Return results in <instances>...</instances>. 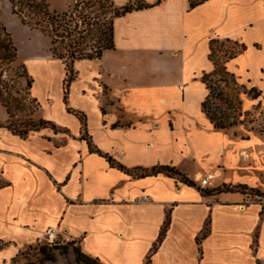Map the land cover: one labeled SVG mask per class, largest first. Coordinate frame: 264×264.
<instances>
[{
	"label": "crops",
	"instance_id": "1",
	"mask_svg": "<svg viewBox=\"0 0 264 264\" xmlns=\"http://www.w3.org/2000/svg\"><path fill=\"white\" fill-rule=\"evenodd\" d=\"M194 1L162 0L116 20L115 48L89 78L104 82L92 84L109 89L131 124L101 109L91 83L69 87L90 108H78L71 94L96 125L93 151L84 139L55 147L44 131L23 139L0 127V264H13L50 228L105 264H264V207L241 192L211 193L224 185L264 192V135L236 138L216 129L203 109L209 91L202 80L214 71L211 40L232 39L246 50L227 70L262 96L264 65L256 58L264 41L255 33L264 32V0ZM210 9L214 22L194 17ZM261 96L241 97L243 110L262 105ZM47 121L74 135L81 130L78 119ZM158 166L176 167L197 186L165 173L142 175Z\"/></svg>",
	"mask_w": 264,
	"mask_h": 264
},
{
	"label": "trees",
	"instance_id": "2",
	"mask_svg": "<svg viewBox=\"0 0 264 264\" xmlns=\"http://www.w3.org/2000/svg\"><path fill=\"white\" fill-rule=\"evenodd\" d=\"M137 1L132 0L127 5L119 7L116 5L115 0H76L74 8L70 12L56 14L49 10L46 0H10L13 14L18 16L24 25L41 31L51 39V53L55 58L64 61L66 64L71 73L69 82L72 81L74 66L78 61H101L105 51L115 48L114 25L117 19L133 11L153 7L160 4L162 0H157L154 5L146 6L141 5ZM192 6L195 5L193 4ZM27 12H29V15ZM220 40L213 39L210 43L211 52L209 57L214 65V71L210 74H205L202 78L209 91L203 103V109L216 129L227 130L237 125V121H230L233 113H228V110L233 111L235 108L236 111L237 109L240 110L238 114L240 117L243 115V112H241V92H238L235 96H230L226 93V89L230 88L231 84L238 89L241 87L235 76L227 70L226 64L228 61L242 54L246 50V46L238 41L225 39V42L237 46V49L226 53L223 59L224 61L221 62L220 58L217 57V53L220 50L215 47V44L219 43ZM222 45L224 44L222 43ZM17 58L18 50L12 35L0 21V102L11 119L7 126H3L0 122V127L8 128L14 135L23 139H26L32 132H38L47 128H52L57 132V126L51 121L44 119L35 121L30 119L24 122L16 118V112H25L28 110L33 114L39 106L36 99L30 98L34 79L29 75L25 65L23 66V75H17L18 78L23 77L27 80L24 95L21 96L22 89L20 83H15L17 78L12 77L9 81L3 79L4 72L12 64L16 63ZM217 76H221L223 79L213 80ZM227 77L233 78L234 83H229L226 79ZM221 84H224L225 87H222ZM17 86L18 89L14 93L13 90ZM244 94L250 95L253 99H258L261 96V92L255 88L251 89L250 92H244ZM28 99H30L29 103H27ZM82 124L83 127H86V121L84 119L82 120ZM87 141L93 151L91 138ZM98 153L100 152L98 151ZM120 167L123 168L122 166ZM159 173H165L189 186H197L189 176L182 173L176 167L158 166L151 170H144L142 175H156ZM203 192L206 193V191ZM220 192H241L243 194H255L256 196L264 197V192L241 185H224L211 191V193ZM168 226L169 218L163 227L160 240L165 236ZM72 246L77 264H105L100 259L85 254L75 244L60 247H51L48 245L31 246L30 250L34 249L38 251L35 259H29V253L23 252L14 259L13 264H47L54 262L57 251H60L62 254H67Z\"/></svg>",
	"mask_w": 264,
	"mask_h": 264
},
{
	"label": "rangeland",
	"instance_id": "3",
	"mask_svg": "<svg viewBox=\"0 0 264 264\" xmlns=\"http://www.w3.org/2000/svg\"><path fill=\"white\" fill-rule=\"evenodd\" d=\"M118 1L121 2V0ZM46 2L51 12L56 14H64L70 12L72 8H74L76 0H46ZM137 2L144 6L150 5L144 0H138ZM156 2L157 0L155 3ZM210 10L211 11H203L202 14H197L194 17H197V20L199 19L203 22H214L216 20L217 14L214 16L212 9ZM27 13L29 15V12ZM243 20L244 22L246 21L245 19H241L239 22L242 23ZM0 21L12 35L13 41L18 50V58L16 63L12 64L9 69H6L3 79L9 81L12 77H15V79L17 78L15 83H20V87L22 89L21 96L24 95V90L27 86V80L23 77L18 78L17 75H23V66L26 65L25 67H27L28 73L34 79L35 83L33 90H31L30 98L35 99V97H37L39 99V106L33 112V114H31L28 110L25 112H16L15 114L17 115V119L24 122H27L30 119L39 121L40 119L47 120V115H49L53 119L67 121L68 123L70 122L74 125L77 124L76 120L78 119L81 130L77 135H74L72 130L66 126L54 122L57 126V132L52 128L41 130L46 134V136L43 138L55 147L65 144L67 140H71L72 138L76 139L77 141H82V139L89 140L91 138V129L96 125L94 124V126H92L89 124L88 116L87 119H85L84 115L82 113L79 114L80 112L71 104L70 98L72 94V100L75 105L78 106V108L90 110L86 102L79 98L76 91L77 86L75 88L73 87L74 89L72 88V92L70 86H72L73 83H91L89 94H92V96H94V98L99 101L101 109H104L106 113H117V115L120 116L118 120L119 125L122 126L123 124H131V122H128L127 119H125V115H123V110L121 109L120 105L115 101L110 100L109 89H107L104 84H100L98 88L92 84L104 82L100 81V78H95L94 80L89 78L92 73L96 71L98 72L100 70V61H78L74 66L72 81L69 82V76L71 73L69 72L66 64L64 61L55 58L51 53V39L44 35L41 31L24 25L19 17L13 14L10 0H0ZM255 34L256 37L264 41V32L259 31ZM255 36H247V39L251 40L252 38H255ZM222 43L224 45H222ZM215 47L216 49L220 50V52L217 53V57L220 58L221 62L224 61L223 59L226 53H230L231 51H234V49H237V46L225 42V39H221L219 43L215 44ZM38 56H41L44 59L37 58ZM256 59L260 64L264 65V54L257 57ZM214 79L219 80L223 78L221 76H217L213 78V80ZM226 79L229 83H234L233 78L227 77ZM237 82L241 87L238 89L231 84L230 88L226 89V93L230 96H235L238 94V92H241V97L246 96L248 98H252L250 95L244 94V92L251 91L253 88L251 83L253 82L248 81L247 79L240 81L237 80ZM221 85L222 87H225L224 84ZM16 89H18V86L14 88V93ZM262 93L261 103L263 104L252 108L248 112H245L243 110V106H241V112H243L241 117L238 115L240 110L237 109L236 111V108L233 111L228 110V113H233L230 121H237V125L228 128L225 131H228L236 138H243L251 131H257L258 133L264 135V90H262ZM47 100V103H41L42 101ZM29 101L30 99L27 100V103H29ZM53 102H55V106H53ZM63 103L65 104V111L72 114L66 115V118L63 116ZM50 106L53 107L48 110V107ZM223 109L225 110L224 107ZM4 112L7 111L0 102V117ZM235 113L236 115H234ZM6 115L7 117L5 121L0 120L3 126H7L11 120L8 113H6ZM81 119L86 121V127H83ZM104 119V121L107 120L106 118ZM1 128L5 129L4 131H8L9 133L13 134L8 128ZM31 134L34 135L35 132H32ZM29 136L27 138H29ZM249 196L251 197V201L260 203L264 207V197H259L255 194H250ZM32 246L37 247V242H35ZM73 246L70 247L67 254H62L60 251H57L56 260L47 264H77ZM23 252L29 253V259H35V255L38 251L34 249L30 250V247H28Z\"/></svg>",
	"mask_w": 264,
	"mask_h": 264
},
{
	"label": "built area",
	"instance_id": "4",
	"mask_svg": "<svg viewBox=\"0 0 264 264\" xmlns=\"http://www.w3.org/2000/svg\"><path fill=\"white\" fill-rule=\"evenodd\" d=\"M209 178L202 181L201 185L204 187L208 184ZM37 246L48 245L51 247H60L63 245L74 244V240L66 237L58 228H50L36 240Z\"/></svg>",
	"mask_w": 264,
	"mask_h": 264
}]
</instances>
